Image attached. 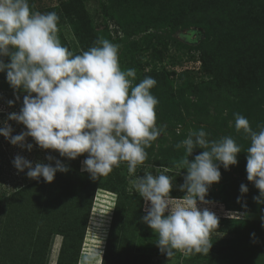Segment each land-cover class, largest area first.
I'll return each instance as SVG.
<instances>
[{
	"label": "rangeland",
	"instance_id": "obj_1",
	"mask_svg": "<svg viewBox=\"0 0 264 264\" xmlns=\"http://www.w3.org/2000/svg\"><path fill=\"white\" fill-rule=\"evenodd\" d=\"M223 1L226 4L217 1L215 8L205 11L199 3H203V0H28L33 12H55L58 15V37L62 45L74 54L88 50L98 38H104L118 46L121 69H135L133 85L148 76L156 80V85L150 90L159 101L155 108L156 125L167 127L145 149L147 159L143 165H138L135 175L142 177L145 170L156 175V167H160L162 171L166 169V174L174 176L170 195L176 198L185 195L179 190V186L184 183L187 170L179 167L186 155L185 150L183 147L177 149L175 145L187 138L189 130L200 128H194L197 120L196 109H188L180 101V121H176L175 126L170 128L169 122L163 124V108L160 105L163 98L168 97L171 91H176L183 83L189 88L193 86L206 89L211 86L213 94L207 97H215L216 106L212 111H216L218 103L221 102L219 100L230 97L232 92H220L218 87H213L214 77L204 68L202 54H209L208 50L215 46L217 37L225 40V43L236 42V36L242 39L241 31H244V27L254 23L261 25L258 27H264V0H251L252 4L249 0ZM228 9L236 12L233 17L229 16V21L222 22V16L218 17V14ZM71 13L85 17L80 20L79 16H72ZM69 16L77 20L75 27L82 32L83 44L77 41L75 29L68 22ZM202 19H207L210 23L206 29L196 22ZM257 35L255 39H264L261 34ZM4 60L6 63L10 62L8 57ZM245 76L246 73L240 79ZM243 88V97L247 98L242 101L237 95L232 96L235 97V103L230 109L222 108L218 127L204 129L209 141L231 136L241 146L242 151L237 155L236 165L230 166L228 170L222 165L219 166L221 179L219 183L210 186L205 198L210 203L198 202V207H207L218 219L229 217L226 222L219 221L218 227L211 230L209 242L212 246L209 253L186 254L174 250V254L168 256L160 251L156 245V234L141 220L146 214L144 207L147 205L143 200L144 214L137 211V205L133 201L138 203V199L142 197L135 193L131 184L133 177L127 171V163L122 162L107 176L99 179L101 183L120 189L126 207L119 228L124 231L127 227L128 231L124 232L134 238L131 242L132 255H127L128 258L125 254H119L120 249L126 252L128 248L126 242H121L117 251L111 255V264H264V226L261 220L264 216V204L254 201L253 197L259 195V190L253 182L247 180L246 172V150L250 146V139L245 137L242 130L236 132L234 127L235 113L243 115L249 121L250 127L257 132L260 130L258 127L264 126V78L256 71L249 75ZM16 95L20 96L19 101H16ZM24 95L26 93H14L6 80V73H0V127H3L8 114L20 111ZM184 96L192 102H198L194 95L185 93ZM10 100L14 101L12 106L8 104ZM202 105L203 109L198 108L199 111L205 110L206 102ZM8 124L13 129L12 135L26 131L24 125L15 121H8ZM26 143L33 144L31 151L26 147L14 146L0 136V199L4 195L3 190L16 188L27 175L28 169L19 172L13 166L12 161L17 155L32 162L33 166L37 162L55 166V160L58 159L69 171L57 172L51 183L44 180V192L43 188L38 193L29 189L0 202V264H57L61 254H64V258L60 264H78L75 258L80 243L79 227L81 229L85 217L82 205H86L90 196L84 185L93 182L89 179L90 175H82L87 173L82 171V162L87 158V153L76 159H68L61 157L58 151L41 149L31 137L26 139ZM203 151L195 148L188 157L189 161H193ZM48 156L54 159L49 161ZM241 184L248 187V192L244 195L240 193ZM238 197L241 198L240 203L237 202ZM116 198L118 199V194L114 190H96L79 249V259L82 254L97 249L103 256ZM80 213L83 214L80 216L82 222L78 221L77 226L75 223L71 224ZM71 228L74 229L72 234ZM65 233H68L67 242L62 249ZM101 261L98 257L96 264H101Z\"/></svg>",
	"mask_w": 264,
	"mask_h": 264
},
{
	"label": "clouds",
	"instance_id": "obj_2",
	"mask_svg": "<svg viewBox=\"0 0 264 264\" xmlns=\"http://www.w3.org/2000/svg\"><path fill=\"white\" fill-rule=\"evenodd\" d=\"M58 21L55 12H33L28 0H0V73H6L14 93H26L20 111L8 114L0 127V136L28 151L33 144L26 143V139L31 137L41 149L58 151L68 159L87 153L82 171L94 181L126 162L135 193L147 205L141 220L156 234L160 251L168 256L174 250L208 254L212 246L209 234L218 227L219 219L207 207H198V202L210 203L205 198L210 186L221 179L219 166L228 170L236 165L241 146L231 136L209 141L203 127L189 130L187 138L175 145L186 153L179 166L187 170L179 186L185 195L180 198L170 195L174 176L166 174V169L156 167V175L145 170L142 177L136 176L138 165L147 159L145 149L167 127L156 125L159 101L150 91L156 80L148 76L133 85L135 69L122 70L118 46L104 38L74 54L58 37ZM5 57L10 62L6 63ZM13 103L8 101L9 106ZM234 118L236 132L242 130L250 139L247 180L259 190L253 199L264 204V126L257 132L243 115L235 113ZM8 121L24 125L26 131L12 135ZM195 148L204 151L190 162L188 157ZM12 163L19 172L28 169L29 178L43 177L48 183L53 182L57 172L69 171L58 159L55 166L40 162L33 166L17 155ZM247 192L248 187L241 184V195ZM237 202H241L240 197ZM261 220L264 226V216ZM98 257L102 259L98 249L84 253L78 264H96Z\"/></svg>",
	"mask_w": 264,
	"mask_h": 264
},
{
	"label": "trees",
	"instance_id": "obj_3",
	"mask_svg": "<svg viewBox=\"0 0 264 264\" xmlns=\"http://www.w3.org/2000/svg\"><path fill=\"white\" fill-rule=\"evenodd\" d=\"M217 1L225 3L223 0H203V3H201L202 1L199 3H200L201 8L207 11L208 9L215 8L216 7L215 3ZM246 3H248V1ZM249 3L252 4V1L249 0ZM224 11L225 12L219 13L218 14L219 16L217 15L218 17L222 16L221 18L222 22L229 21V16L233 17L234 13L236 12L234 9L232 10L228 9ZM71 14L72 16H79V17L80 15H82V14L79 15L76 13H71ZM84 17L85 16L80 17V20H83ZM76 21L77 20H74L73 17L69 16L68 22L71 24L73 29H75L74 31L76 32L75 33L76 39L80 44H83L82 37H81L82 32L80 30L78 31L77 28L75 27ZM196 22L197 23L199 22L204 29L207 28V25H210L207 19H202L201 21H196ZM255 25L257 24L254 23V25H250V26L248 25L244 27L243 29L244 31H241L242 39L240 40L239 37L236 36L235 41L238 39L236 42L229 41L225 43L224 42L225 40L219 39L217 37L214 41L215 46L212 49L208 50L209 54L204 52L201 57L203 60L204 66H205L204 68H206L208 72L213 74V77H214L213 87L214 88L218 87L217 89L218 90L220 89L219 90L220 92L223 90H228L229 92H232V95H230V97H223V99H220L219 101L221 102L218 103V107L216 108V111H212L213 109L215 110V106H216V104L214 103L215 97H211V96L207 97L210 94H213L211 93V91H213V88L211 86L206 87V89L196 88L193 86L189 88L187 84L183 83V85L179 86L176 91H171L168 97L166 98L164 97L162 100V103L160 104L163 108L161 112V117H162L161 121L163 124H166L167 122H169V128H170V127L175 126L176 121H180L178 117L181 114V110H179V106H178V101H180L183 103V106L189 107L188 109L190 108L196 109L197 120L194 125L195 129H199L201 127H203V129L217 128L218 125L220 124L219 119L222 116L221 114L223 113L222 108L230 109L235 103V101H233L235 97H232V96L237 95L239 99H241L242 101H244L247 98V97H243L244 95L243 86L245 82L249 79V75L254 74L257 71L259 75L264 78V39H260V40L255 39V36L256 37L258 36L257 34H261L264 38V27L261 28V27H258L261 25H257V26ZM260 30L263 32H261ZM82 46L85 47V45H82ZM86 49L87 48L85 47V50ZM131 65L132 66L134 65L133 61ZM245 73H246V76L244 78L242 77L243 79L242 78L240 79V76L244 75ZM185 93H189V95H194L198 99V102L197 101L192 102L190 99L184 96ZM204 102H206L205 110L199 111L198 108L203 109L202 104ZM186 103H188V105ZM223 103H225V105L222 106ZM203 124H205L206 127ZM82 175L83 177H86V175H90V174L86 173ZM89 179H91L90 176H89ZM98 180H97V183L96 181L92 180L93 181L92 183H88L84 185V189L89 192L90 196H89V199L86 205L85 206L82 205L84 207V212H85V217L83 218V222L80 217V216H83L82 213H80L81 215H78L77 217H75V221L72 222L71 221L72 219H70L71 224L75 223L76 226L78 225L77 223L78 221L81 220L82 222L81 229L79 227L80 231H79L78 236H79L80 243L78 244L79 247L77 249L78 251H77V256L75 258V262H78L79 260V249L81 247V244H82V241L85 235V231L87 228L88 217H89V213L91 210L94 194L98 188L114 190L115 193L118 194V199L116 201L113 219L110 225L109 234H108L106 246L104 249V253L102 256L101 264H111L110 263L111 255H113V253L117 251L118 247L120 246L118 244H121V242H123V244L126 242L125 244L127 245L128 248L126 252L120 249L121 251H119L120 252L119 254H125L124 256H127V255L129 256L130 254L132 255L133 243L131 242L134 240V238L127 236L126 234V232L128 231L127 227L124 228V231L126 232L122 231L119 228L121 216H122V213L124 212V208L126 207L123 201L122 193L120 189H118L117 187L109 186L105 183H101L100 180L99 181ZM43 183H44L43 177H40L39 179H31L26 175L23 179V182L16 188L14 187L8 191L3 190L4 195L0 199V202L8 198L15 197V195H18L20 193L21 194L25 193L29 189L31 190L34 189L35 192L38 193V190H41L43 188L42 192H44L45 188H44ZM34 196H36V194H34ZM79 201L81 202V200ZM133 202L135 203V206L137 205V209H138L137 211L144 214L145 211L144 212L142 211L143 198L141 199L139 198L138 203L136 201H133ZM130 206H131V203H130ZM227 219H229V217L226 219L219 218V221L220 223L226 222ZM73 232H74V229L71 228L70 233L72 234ZM67 234L68 233H65L66 236L63 241L62 249H64L63 246L67 242ZM62 256H64V254L60 255L57 264H60L61 261L63 260L64 257Z\"/></svg>",
	"mask_w": 264,
	"mask_h": 264
},
{
	"label": "built area",
	"instance_id": "obj_4",
	"mask_svg": "<svg viewBox=\"0 0 264 264\" xmlns=\"http://www.w3.org/2000/svg\"><path fill=\"white\" fill-rule=\"evenodd\" d=\"M145 208H146V207H144V211H145Z\"/></svg>",
	"mask_w": 264,
	"mask_h": 264
},
{
	"label": "bare ground",
	"instance_id": "obj_5",
	"mask_svg": "<svg viewBox=\"0 0 264 264\" xmlns=\"http://www.w3.org/2000/svg\"><path fill=\"white\" fill-rule=\"evenodd\" d=\"M97 206V205H96Z\"/></svg>",
	"mask_w": 264,
	"mask_h": 264
}]
</instances>
